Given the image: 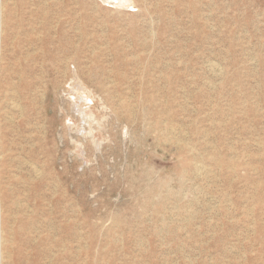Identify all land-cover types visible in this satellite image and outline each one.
<instances>
[{"label": "rangeland", "instance_id": "obj_1", "mask_svg": "<svg viewBox=\"0 0 264 264\" xmlns=\"http://www.w3.org/2000/svg\"><path fill=\"white\" fill-rule=\"evenodd\" d=\"M0 3V264H264V0Z\"/></svg>", "mask_w": 264, "mask_h": 264}, {"label": "bare ground", "instance_id": "obj_2", "mask_svg": "<svg viewBox=\"0 0 264 264\" xmlns=\"http://www.w3.org/2000/svg\"><path fill=\"white\" fill-rule=\"evenodd\" d=\"M107 1V0H106ZM112 1V0H111ZM124 1H127V0H113V2H116V3H123ZM109 2H110V0H109ZM1 4V3H0ZM131 4V3H130ZM3 6H1V8H2ZM5 8V7H4ZM3 30V29H2ZM210 62V61H209ZM215 63L216 62H214V65H215ZM211 64H213V63H211ZM211 66V65H210ZM213 66V65H212ZM211 66V67H212ZM210 67V68H211ZM213 68V67H212ZM213 70V69H212ZM216 70V69H215ZM220 70H222V69H220ZM145 71V70H144ZM214 71V70H213ZM220 72V71H219ZM221 73V72H220ZM219 73V74H220ZM79 78V77H78ZM72 82H73V80H72ZM206 82V81H205ZM210 82V81H209ZM214 83V82H213ZM208 84H210V83H208ZM212 84V83H211ZM211 84H210V86H211ZM213 87V86H212ZM78 88H79V86H78ZM84 89V88H83ZM74 90V89H73ZM80 90V89H79ZM79 90H77L78 92H79ZM71 91V90H70ZM84 91V90H83ZM82 91V92H83ZM81 92V91H80ZM79 92V94L78 95H80L81 93ZM84 94V93H83ZM86 95V94H85ZM80 97H81V95H80ZM82 98H84V97H82ZM77 99V98H76ZM89 99V98H88ZM78 100V99H77ZM122 103H126L127 105H129V103L128 102H122ZM78 104V103H77ZM76 106H78V105H76ZM77 108V107H76ZM85 109V108H84ZM133 109V108H132ZM196 111V110H195ZM82 112V111H81ZM133 111H131V113H132ZM84 113V112H83ZM89 117V116H88ZM170 126L172 127V126H174V125H171L170 124ZM171 129V128H170ZM175 130V129H174ZM171 132V131H170ZM174 138V140H176V139H178V142H179V138H177V136L176 137H173ZM177 141V140H176ZM181 142V141H180ZM176 143V142H175ZM97 144V143H96ZM181 145V144H180ZM191 145V144H190ZM188 146V145H187ZM187 146H183L184 147V149H185V152L188 150L189 152H192V146L191 147H187ZM194 151V150H193ZM188 152V153H189ZM187 153V152H186ZM194 153V152H193ZM195 154V153H194ZM185 163V162H184ZM188 163V162H187ZM184 165V164H183ZM218 166V165H217ZM184 167L186 168L187 166H186V164L184 165ZM228 167V166H227ZM185 168H183L182 167V170H183V172H185ZM193 171H194V174L193 175H195V176H197V175H201L202 173L203 174H207L208 173V169H207V166H206V164H203L202 162H194L193 164H192V168H191ZM211 171H213V170H211ZM185 174V173H184ZM210 177V176H209ZM184 179H185V177H184ZM180 180H183V179H180ZM167 198V197H166ZM26 202V201H25ZM159 203H161V202H159ZM156 205H157V203H156ZM156 211H158V209L156 210ZM159 211H160V208H159ZM188 213V212H187ZM191 213V212H190ZM190 216H192V215H190ZM182 217V216H181ZM189 217V216H188ZM170 223V222H169ZM255 230V229H254ZM194 231V230H193ZM1 237V236H0ZM119 237V236H118ZM3 238V237H2ZM2 240H4V239H2ZM13 245V244H12ZM7 251V250H6ZM1 253V252H0ZM55 253V252H54ZM0 255H3V254H0ZM1 263V262H0ZM108 264V263H107Z\"/></svg>", "mask_w": 264, "mask_h": 264}]
</instances>
